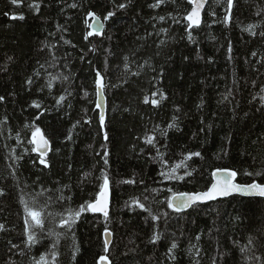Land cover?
<instances>
[{
	"label": "trees",
	"instance_id": "1",
	"mask_svg": "<svg viewBox=\"0 0 264 264\" xmlns=\"http://www.w3.org/2000/svg\"><path fill=\"white\" fill-rule=\"evenodd\" d=\"M33 2L40 4L39 12L29 7ZM154 2L134 0L132 6L105 20L113 0H21L18 5L0 0V96L5 97L0 101V187L6 192V198L0 197V223L6 226L0 232V264H33L32 257L50 250L56 239L47 238V249L45 241L30 250L22 242L26 235L19 199L24 195L31 203L29 194L37 189V177L48 188L69 186L62 190L71 199L63 207L47 209L56 216L55 220L48 218L47 229L62 233L56 249L58 264H96L104 254L105 227L113 234L107 253L112 264H213L214 259L216 264H264L261 241L247 252L251 259L245 260L239 251L249 236L264 230V197L234 195L198 204L183 213L167 207V199L174 194L209 188L218 168L237 171L239 183H264V105L257 95L264 85V36L259 35L264 32V15H256L264 8V0H235L230 22H225L226 0H209L203 23L192 32L195 42L186 33L189 0H165L160 8L149 7ZM72 3L78 7H69ZM89 11L105 21L102 34L88 36ZM20 14L24 19L13 18ZM161 15L166 17L164 21L152 19ZM249 25L256 26V35L244 30ZM162 27L167 33L159 31ZM160 40L165 44L160 45ZM93 45L95 51L90 50ZM134 51L137 54L132 57ZM125 54L134 61L126 76L129 83L105 90L110 138L105 142L98 134L94 69L105 75V83H119L117 77L127 71L123 67ZM137 71L139 76L131 75ZM50 80L52 87L47 88ZM229 92L232 95L224 100ZM60 95L66 100L56 105ZM146 96L148 103L144 102ZM153 99L159 106L151 103ZM33 101L41 107H34ZM174 116L178 117V129H167ZM88 118L91 123L85 124ZM77 121L81 123L73 128ZM156 126L168 130L167 137L157 133V147L169 167L188 152L201 153L187 161L188 170H195V179L160 177V171L169 168L161 167L159 157L151 158L156 151L143 139ZM37 128L50 142L45 157L50 168L39 164L35 143L29 142ZM101 145L109 150V218L106 221L103 214L84 213L72 230L73 241L72 232L60 227L58 214L77 209L99 191L105 170ZM16 156L23 160L17 161ZM83 172L91 175L81 184ZM126 180L136 183H123ZM144 195H149L148 201H143ZM132 197H140L154 214L168 212L167 224L164 219L155 222L150 217L146 222L147 212L134 205L126 207ZM44 202L42 198L40 205ZM156 223L164 238L153 245L149 240ZM196 236H200L198 241ZM173 238L179 243L175 261L167 256ZM74 242L80 249L75 259ZM13 244L27 254L20 255ZM192 245L201 250L198 257ZM220 253L226 255L221 258Z\"/></svg>",
	"mask_w": 264,
	"mask_h": 264
},
{
	"label": "snow or ice",
	"instance_id": "2",
	"mask_svg": "<svg viewBox=\"0 0 264 264\" xmlns=\"http://www.w3.org/2000/svg\"><path fill=\"white\" fill-rule=\"evenodd\" d=\"M10 2L13 5H18L21 3V0H10ZM175 2V0H173ZM134 3V0H123V2L116 4L115 0H113V8L112 10H109L104 15L105 20H111L116 16L117 11L125 10L132 6ZM165 3V0H155L154 3L149 5L151 8H160L161 5ZM189 3L192 5L191 10L186 13V20L188 22L186 27V33L187 38L192 41H194V38L192 36V32L195 30L196 27H199L202 22L201 12L204 8V5L206 3V0H189ZM227 3V9H226V15H225V22H230L232 19L231 13L232 9L234 7L235 0H226ZM30 8H34L35 11L39 12L40 10V4L37 2H33L29 4ZM71 8H77L78 4L72 3L69 5ZM88 15L90 17L95 18V20L98 23V27L95 29V31L98 34H102L103 24L100 23V17L97 15L95 11H89ZM170 15V14H169ZM212 15H215V13H212ZM256 15H264V8H259L256 12ZM14 19H24V16L20 14L18 17L13 16ZM154 20L164 21L166 19L165 16L161 15L158 17H153ZM175 22V21H174ZM255 25H249L244 30L250 32L252 35H256L257 33L254 31ZM160 32L167 33L168 29L161 28L159 30ZM93 33L89 32L88 36H91ZM148 35H151L149 33ZM259 35L264 36V32H260ZM88 36H85L84 39H88ZM139 39V38H138ZM66 43H70V41H66ZM160 45H164L165 41L160 40ZM96 46L93 45L91 51H95ZM229 52H231V45H229ZM137 53L134 51L131 53V56L134 57ZM159 55V53H157ZM253 56L257 55V53L253 52ZM231 58V57H230ZM9 59H12L9 57ZM53 59L55 60V55L53 54ZM187 59V57H185ZM131 57L128 54H125L123 56V67L127 71H125L123 74L117 77V80L119 83H111L110 81L108 83H105V75L101 73L99 69H94V83H95V94L99 99L95 103V107L97 109H101L105 103V96L104 92L107 87H121L122 84H128L129 81L126 79V76L131 72V65L132 62H130ZM148 61H145L147 63ZM89 63H91L89 61ZM43 67V65H41ZM119 67V66H118ZM142 67V65H141ZM153 71H156V69L153 67ZM141 73L139 71L132 72V76H139ZM163 69L161 68L159 72V78L163 79ZM182 78V76H181ZM64 80H67L68 77H63ZM153 79H156V77H153ZM32 80L28 79L27 83L32 84ZM255 84V82H253ZM47 88L52 87L51 80L46 85ZM43 91V89H41ZM87 94V93H86ZM68 95H71L69 92ZM159 95L162 98L166 99V96H164L163 93H159ZM232 95L231 92L228 93V95L224 96L223 99L227 100L228 96ZM259 96L260 103L264 105V85H261L260 92L257 93ZM5 97L0 96V101H3ZM253 99H256L254 96ZM66 100L65 95H60L59 98L55 101L56 105H60ZM144 102L148 103V97L146 96L144 98ZM151 103L154 105L159 106L158 100H151ZM33 105L36 108H40L41 104L38 102L33 101ZM70 106V105H69ZM99 118V127L101 129L103 140L105 142H110L109 138V131L106 126V115L103 111L98 113ZM6 119V118H5ZM178 117H173L172 123H169L167 126V129L171 128H177L178 125L176 123V120ZM80 121H77L76 124L73 125V128L76 127L77 124H80ZM85 124H90L91 119L88 118L84 120ZM26 127H29L26 125ZM209 130H211V125H207ZM160 128L159 126H156L153 130L150 131L149 134H146L143 139L144 143L146 145L152 146L153 149L156 151V156H152L151 158L153 160H157V157H159L158 162L161 164V167H168V171H160L159 175L164 180H175V181H184L186 178L189 179H195L196 177L193 175L195 170L189 171V165L187 163L188 160H191L193 157H200V152H188L184 154L183 159L180 160L178 164L175 166L169 167L167 160L163 158V154L160 153V148L157 147L159 144V140L157 138V133H159L160 136L167 137L168 130ZM201 131H204V129H201ZM37 134L40 135V142H36L35 137ZM33 140L29 141L30 143H36V147L33 149L34 151H37L39 153V164L43 165L45 168H50V164L45 157L47 156V151L49 148V141L44 135L42 134L41 130L39 128L36 129L35 132H33ZM68 140L72 139L71 135H68L66 137ZM139 139V137H138ZM161 147H166L165 145H160ZM91 148V145L88 146ZM103 149V155L101 156V160L103 161V164L105 165V170L101 173L102 183L99 184V191L90 199L85 201L84 203L80 204L77 209H65V211L59 213V225L61 228L67 229L70 232H72V238L73 241H75V233L72 231L74 228V225L80 220L81 216L86 212H92V213H102L105 217V220L107 221L109 218V195H110V185L111 180L109 178V175L107 173V166L109 165L108 155L109 150L104 146L101 145ZM135 147V146H133ZM141 152L144 151V149L140 150ZM226 154V153H225ZM97 155H100V153H97ZM17 161L23 160L22 156H16L15 158ZM35 163V161H33ZM69 169H71V165L68 166ZM180 169H184L183 174L179 173ZM15 171V169H13ZM223 174L225 176V179L223 181L217 180V182L212 183L207 190L204 191H192V192H183V193H177L174 194L170 199H167V207L172 209L176 213H183L189 208H194V206L203 203L205 201L214 200L217 197H228L232 195L233 193H241L248 196H259L264 197V183H260L257 181H252L251 183L247 184H239L234 182L235 178L238 175V172L235 170H229V169H216V171L213 173L214 176H219ZM91 173L90 172H83L82 178L79 181L81 184L88 181ZM247 175L251 176L253 173H247ZM261 175H264V173H261ZM39 177H37V189L33 190V193H30L32 199L31 203H29L28 200L24 198V195L20 196L19 202L23 205V211H24V217H23V225H24V235H26V239L22 236V242L24 243L25 247L27 249H31L36 244L41 243V241H45L44 247L47 249V238L55 236L56 239L51 242V249L46 250L44 253L40 254L37 258L36 256L32 257L33 264H58V256L59 252L56 250L57 245L59 242V237L62 235V233L55 232L54 230L47 229L46 227V221L49 217H51L53 220L56 219V216L50 211H47V209L52 205H58L60 207H63V205L71 199L70 196H66L63 192V188L69 187L68 185H62L61 188H48L44 186L43 184L39 183ZM123 183H136L135 180H126L123 181ZM141 184H143V181H140ZM22 191V190H21ZM145 191L147 192L148 189L145 188ZM153 192L157 191L156 189H152ZM54 193H59V195H54ZM150 195V193H149ZM149 195L143 196V201L149 200ZM0 197L6 198V192L3 187H0ZM44 199V204L40 205V200ZM131 204L129 202H125L126 207H130L134 205L135 207L139 209H143L145 212L148 213V216L145 217L146 222L148 221L149 217L151 218V221L159 222L162 219H164V223L167 224V217L169 216L168 212H163L162 214H154L152 212V209L146 205L145 202H142L140 197H132ZM39 205V206H38ZM237 221L240 220V216H237L235 218ZM6 230V226L3 223H0V232H3ZM112 235L110 230L105 227L104 228V254L99 256V260L96 262V264H112L111 259L107 255L109 252V245L111 243L109 237ZM164 238V232L160 230V224L156 223L153 225L152 234L150 236L149 242L153 245L157 244ZM195 239L198 241L200 239V236H196ZM257 241L262 242V246H264V230H261L259 235H252L248 237L247 244L239 248V251L241 253L245 254L244 259H251L252 257L247 256V252L250 251L252 248H254L257 244ZM73 253L72 258L75 259L76 254L80 251L78 244L75 242L73 243ZM12 248H18L20 249V246L17 244H13ZM179 248V243L177 238H173L170 242V245L167 247V256L170 260L175 261L176 260V250ZM192 248L196 249L195 255L198 257L200 255V249L197 245H192ZM134 251V249L132 250ZM20 255H26L27 253L24 251V249H20ZM226 254L220 253L221 258H223ZM10 264H16L15 261H11ZM198 264V261H197ZM213 264H216V260H213Z\"/></svg>",
	"mask_w": 264,
	"mask_h": 264
},
{
	"label": "water",
	"instance_id": "3",
	"mask_svg": "<svg viewBox=\"0 0 264 264\" xmlns=\"http://www.w3.org/2000/svg\"><path fill=\"white\" fill-rule=\"evenodd\" d=\"M208 1L209 0H206V3H205V5H204V8H203V10L207 7V5H208ZM191 7H192V5H191ZM202 17V16H201ZM95 21V27H94V33L95 34H98L96 31H95V29L99 26L98 25V23H97V21L95 20V19H93V21L92 22H94ZM104 96H105V92H104ZM105 98H106V96H105ZM99 99V97H97V100ZM98 111L99 112H101V111H103L104 113H105V115L107 114V104H106V99H105V103H104V105H103V107L101 108V109H98ZM42 134L44 135V137H46V135L42 132ZM47 138V137H46ZM48 139V138H47ZM35 140H36V142H40V135L39 134H37V136L35 137ZM49 141V140H48ZM35 146H37L36 145V143H35ZM50 150V142H49V148H48V151ZM48 151H47V153H48ZM230 170V169H229ZM216 171V170H215ZM214 171V172H215ZM213 172V173H214ZM225 179V176L223 175V174H221V175H219V176H214L213 174H212V183H215V182H217V180H220V181H223ZM234 182H236V183H239L238 181H237V177L235 178V181ZM211 183V184H212ZM239 184H247V183H239ZM211 186V185H210ZM234 195H238V196H242V197H259V196H256V195H254V196H248V195H245V194H241V193H233L232 195H230V196H234ZM230 196H228V197H230ZM228 197H217L216 199H214V200H209V201H205V202H203V203H200V204H205V203H209V202H212V201H217V200H219V199H225V198H228ZM110 198V197H109ZM109 209H110V201H109ZM189 209H191V208H189ZM189 209H187L186 211H188ZM102 214V213H101ZM109 239H110V241H111V243H112V240H113V235H111L110 237H109ZM111 243H110V245H111Z\"/></svg>",
	"mask_w": 264,
	"mask_h": 264
},
{
	"label": "bare ground",
	"instance_id": "4",
	"mask_svg": "<svg viewBox=\"0 0 264 264\" xmlns=\"http://www.w3.org/2000/svg\"><path fill=\"white\" fill-rule=\"evenodd\" d=\"M207 8V7H206ZM206 8L204 9V10H202V12H201V16H202V22H201V24L203 23V17H204V12H205V10H206ZM87 19L90 21V30H91V32L92 33H94V27H95V21L94 22H92L93 21V19H95V18H93V17H90L89 15L87 16ZM100 23H102L103 24V29H102V33L105 31V28H106V25H105V21L100 17ZM200 24V25H201ZM95 34V33H94ZM207 190V189H206ZM204 191V190H203ZM109 197H110V195H109ZM109 201H110V198H109ZM213 202V201H212ZM210 203V202H209ZM109 211H110V209H109ZM99 214H101V213H99ZM111 232V231H110ZM112 233V232H111ZM113 235V234H112ZM110 246V245H109Z\"/></svg>",
	"mask_w": 264,
	"mask_h": 264
}]
</instances>
